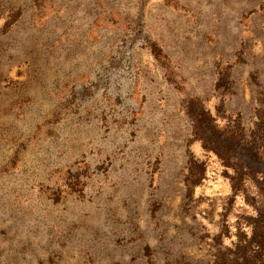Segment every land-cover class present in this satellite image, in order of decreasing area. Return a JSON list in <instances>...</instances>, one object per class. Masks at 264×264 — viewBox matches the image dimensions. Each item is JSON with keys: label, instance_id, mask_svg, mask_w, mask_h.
<instances>
[{"label": "rangeland", "instance_id": "rangeland-1", "mask_svg": "<svg viewBox=\"0 0 264 264\" xmlns=\"http://www.w3.org/2000/svg\"><path fill=\"white\" fill-rule=\"evenodd\" d=\"M0 55V264H213L250 240L256 190L234 198L187 112L264 110V0H0Z\"/></svg>", "mask_w": 264, "mask_h": 264}, {"label": "trees", "instance_id": "trees-1", "mask_svg": "<svg viewBox=\"0 0 264 264\" xmlns=\"http://www.w3.org/2000/svg\"><path fill=\"white\" fill-rule=\"evenodd\" d=\"M223 73L220 72L216 83L218 90L226 85ZM251 78L254 83H258L255 72ZM187 114L192 123V142H199L203 149L215 154L227 170H233V174L228 176L234 198L245 195L248 186L256 190L251 198L246 194L256 212L255 216L249 218L248 226L252 230L250 240L238 242L231 253L233 259L226 254L218 255L213 264H264V110L256 109V121L248 129L239 117L233 128L220 127L217 119L198 98L191 101ZM189 162L187 182L193 188L199 186L205 170L203 165L201 168L195 161ZM199 168L202 169L201 174L195 171Z\"/></svg>", "mask_w": 264, "mask_h": 264}]
</instances>
